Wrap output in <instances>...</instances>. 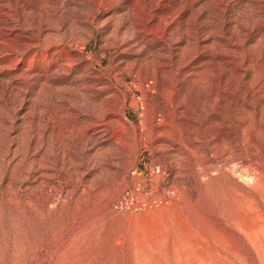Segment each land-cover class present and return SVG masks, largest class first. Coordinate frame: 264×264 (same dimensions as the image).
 Segmentation results:
<instances>
[{
	"label": "rangeland",
	"instance_id": "1",
	"mask_svg": "<svg viewBox=\"0 0 264 264\" xmlns=\"http://www.w3.org/2000/svg\"><path fill=\"white\" fill-rule=\"evenodd\" d=\"M0 37V264H264V0H0Z\"/></svg>",
	"mask_w": 264,
	"mask_h": 264
},
{
	"label": "bare ground",
	"instance_id": "2",
	"mask_svg": "<svg viewBox=\"0 0 264 264\" xmlns=\"http://www.w3.org/2000/svg\"><path fill=\"white\" fill-rule=\"evenodd\" d=\"M144 4V3H143ZM6 11H7V9H6ZM3 13V12H2ZM60 18V17H59ZM76 19V18H75ZM13 20H14V18H13ZM42 20V19H41ZM57 21V20H56ZM80 21V20H79ZM82 21V20H81ZM62 22V21H61ZM64 22V21H63ZM22 23V22H21ZM20 23V24H21ZM58 23V22H57ZM56 23V24H57ZM60 23V22H59ZM65 23V22H64ZM73 23H75V22H73ZM72 23V24H73ZM118 23H121V22H118ZM117 23V24H118ZM127 24V23H126ZM58 25V24H57ZM26 26V25H25ZM79 26V25H78ZM20 27V26H19ZM75 27V26H74ZM121 27V26H120ZM10 28V27H9ZM43 28V27H42ZM50 28V27H49ZM56 28V27H55ZM116 28V27H115ZM124 28H125V26H124ZM40 29V28H39ZM70 29V28H69ZM121 29V28H120ZM2 30V29H1ZM56 29H54V31H55ZM58 30V29H57ZM115 30V29H114ZM4 30H2V32H3ZM39 31V30H38ZM73 31V30H72ZM126 31V30H125ZM124 31V32H125ZM56 32V31H55ZM64 32V31H63ZM68 32V31H67ZM79 32V31H78ZM127 32V31H126ZM125 32V34H127ZM129 32V31H128ZM132 32V31H131ZM54 33V32H53ZM71 33V32H70ZM70 33H69V35L68 34H65V33H61V35L60 36H55L54 38H53V41L52 42H49V43H52L53 45H62V46H65L66 45V42L68 41L67 40V38L68 37H70L71 38V36H70ZM117 33V32H116ZM186 33V32H185ZM5 34V33H4ZM41 34V33H40ZM72 34H75L74 32L72 33ZM78 34V33H77ZM77 34H75V35H77ZM118 34V33H117ZM7 35V34H6ZM5 35V36H6ZM15 35V34H14ZM48 35H49V33H48ZM55 35V34H54ZM129 35V34H128ZM188 35V34H187ZM16 36H18V35H16ZM20 36V35H19ZM31 36V35H30ZM47 36V35H46ZM50 36V35H49ZM120 36V35H119ZM126 36V35H125ZM209 36V35H208ZM12 37V36H11ZM52 37V36H51ZM122 37H123V35H122ZM1 38V37H0ZM27 38V37H26ZM46 38V37H45ZM48 38V37H47ZM73 38V37H72ZM76 38V37H75ZM124 38V37H123ZM127 38V37H126ZM125 38V39H126ZM172 38V37H171ZM199 38V37H198ZM198 38H197V40H198ZM3 39V38H2ZM5 39V38H4ZM120 39V38H119ZM175 39V38H174ZM196 39V38H195ZM79 40V39H78ZM9 41L11 42V43H13V38H10L9 39ZM29 41V40H28ZM27 41V42H28ZM34 41V40H33ZM45 41V40H44ZM73 41V40H72ZM123 41V40H122ZM121 41V42H122ZM228 41V40H227ZM232 41V40H231ZM26 42V43H27ZM71 42V41H70ZM120 42V43H121ZM124 42H126V41H124ZM193 42V41H192ZM194 42H196V41H194ZM241 42V41H240ZM35 43V42H34ZM72 43V42H71ZM127 44V43H126ZM227 44V43H226ZM42 45V44H41ZM195 45V44H194ZM200 45V44H199ZM219 45V44H218ZM30 46H32V43L30 44ZM128 46V45H127ZM188 46V45H187ZM192 46V45H191ZM196 46V45H195ZM207 46V45H206ZM217 46V45H216ZM14 47V46H13ZM21 47V46H20ZM48 47V46H47ZM168 47V46H167ZM174 47V46H173ZM204 47V46H203ZM227 47V46H226ZM39 48V47H38ZM46 48V47H45ZM181 48V47H180ZM195 48V47H194ZM202 48V47H201ZM210 48H212V47H210ZM137 49V48H136ZM182 49V48H181ZM205 49V48H204ZM19 50V49H18ZM135 50V49H134ZM218 50V49H217ZM234 50V49H233ZM33 51H34V49H33ZM157 51V50H156ZM172 51V50H171ZM174 51H176V50H174ZM201 51V50H200ZM211 51V50H210ZM215 51V50H214ZM221 51V50H220ZM231 51V50H230ZM25 52V51H24ZM56 52V51H55ZM197 52V51H196ZM19 53V52H18ZM35 53V52H34ZM54 53V52H53ZM65 53V52H64ZM157 53V52H156ZM159 53V52H158ZM182 53V52H181ZM192 53V52H191ZM211 53V52H210ZM215 53V52H214ZM229 53H231V52H229ZM40 54V53H39ZM220 54V53H219ZM234 54V53H233ZM14 55V54H13ZM45 55V54H44ZM60 55V54H59ZM165 55V54H164ZM169 55V54H168ZM173 55V54H172ZM190 55V54H189ZM203 55V54H202ZM221 55V54H220ZM34 56H35V54H33L32 56H31V59L32 58H34ZM50 56V55H49ZM57 56V55H56ZM211 56V55H210ZM213 56V55H212ZM224 56V55H223ZM226 56V55H225ZM229 56V55H228ZM169 57H170V55H169ZM183 57V56H182ZM214 57V56H213ZM217 57V56H216ZM11 59V58H10ZM49 59V58H48ZM137 59V58H136ZM150 59V58H149ZM191 59V58H190ZM14 60V59H13ZM27 60V59H26ZM181 60V59H180ZM184 60V59H183ZM183 60H182V62H183ZM16 61V60H15ZM30 61L31 60H29L27 63H30ZM150 61V60H149ZM158 61V60H157ZM173 61V60H172ZM200 61H202V60H200ZM204 61V60H203ZM214 61V60H213ZM212 58H210V59H208V60H206L205 62H202L201 64H199V65H201V66H208L209 64H211L212 62ZM18 62V61H17ZM131 62V61H130ZM148 62V61H147ZM179 62H181V61H179ZM220 62V61H219ZM47 63V62H46ZM61 63V62H60ZM166 63H168V61H166ZM178 63V62H177ZM188 63V62H187ZM66 64V63H65ZM133 64V63H132ZM147 64V63H146ZM151 64V63H150ZM180 64V63H179ZM214 64V63H213ZM228 64V63H227ZM152 65V64H151ZM154 65V64H153ZM156 65V64H155ZM154 65V66H155ZM162 65V64H161ZM161 65H159L160 67H161ZM223 65V64H222ZM226 65V64H225ZM229 65V64H228ZM61 66H63V65H61ZM176 66H177V64H176ZM179 66H181V65H179ZM214 66V65H213ZM232 66V65H231ZM158 67V66H157ZM235 67V66H234ZM28 68H30V67H28ZM146 68V67H145ZM57 69V68H56ZM138 69V68H137ZM173 69V68H172ZM214 69V68H213ZM152 70V69H151ZM159 70V69H158ZM161 70V69H160ZM178 70L179 69H175V71L176 72H178ZM211 70V69H210ZM145 71H148V70H145ZM163 71V70H162ZM199 71V70H198ZM198 71H196V72H198ZM213 71V70H212ZM136 72V71H135ZM149 72H150V70H149ZM194 72V71H193ZM202 72V71H201ZM204 72V71H203ZM19 73V72H18ZM52 73V72H51ZM136 73H138V72H136ZM143 73V72H142ZM145 73V72H144ZM155 73V72H154ZM174 73V72H173ZM229 73V72H228ZM140 74V73H139ZM151 74V73H150ZM161 74V73H160ZM163 74V73H162ZM203 74H205V73H203ZM35 75V74H34ZM156 75V74H155ZM186 75V72L184 71V72H182L181 73V75H180V77H183V76H185ZM190 74H188V76H189ZM195 75V74H194ZM208 75V74H207ZM226 75V74H225ZM19 76V75H18ZM21 76H22V74H21ZM28 76V75H27ZM38 76V75H37ZM137 76V75H136ZM140 76V75H139ZM144 76V75H143ZM149 76V75H148ZM165 76V75H164ZM187 76V77H188ZM196 76V75H195ZM205 76H206V74H205ZM211 76V75H210ZM231 76V75H230ZM233 76V75H232ZM231 76V77H232ZM238 76V75H237ZM30 77V76H29ZM95 77V76H94ZM145 77V76H144ZM176 77V76H175ZM208 77V76H207ZM213 77V76H212ZM219 77V76H218ZM229 77V76H228ZM152 78V77H151ZM161 78V77H160ZM159 78V79H160ZM49 79V78H48ZM142 79V78H141ZM180 79V78H179ZM178 79V80H179ZM183 79V78H182ZM209 79V78H208ZM207 80V79H206ZM211 80H213L212 78H211ZM6 81V80H5ZM13 81V80H12ZM142 81V80H141ZM148 81V80H147ZM177 81V80H176ZM209 81V80H208ZM7 82V81H6ZM10 82V81H9ZM108 82V81H107ZM214 82V81H213ZM48 83V82H47ZM97 83V82H96ZM157 83H159V82H157ZM43 84V83H42ZM49 84V83H48ZM107 84V83H106ZM123 84V83H122ZM121 84V85H122ZM206 85H207V83H205ZM221 84V83H220ZM108 85V84H107ZM148 85V84H147ZM203 85V84H202ZM95 86V84L94 85H89V88H91L92 89V87H94ZM112 87H116V84H112L111 85ZM161 86V85H160ZM216 86V85H215ZM13 87V86H12ZM51 87V86H50ZM109 87V86H108ZM154 87L155 86H152V88H150V87H148V88H150V89H154ZM10 88V87H9ZM25 88H27V87H25ZM85 88H86V86H85ZM84 88V89H85ZM95 88V87H94ZM101 88H102V86H101ZM107 88V87H106ZM219 88V87H218ZM15 89V88H14ZM20 89V88H19ZM39 89H40V87H39ZM48 89V88H47ZM57 89V88H56ZM81 89V88H80ZM88 89V88H87ZM90 89V90H91ZM96 89H97V87H96ZM100 89V88H99ZM147 89V88H146ZM173 89V88H172ZM202 89H203V86H202ZM206 89V88H205ZM10 90V89H9ZM22 90V89H21ZM44 90V89H43ZM98 90V89H97ZM115 90V89H114ZM211 90V89H210ZM209 90V91H210ZM11 91V90H10ZM18 91V90H17ZM83 91V90H82ZM118 91H119V95L121 96L120 98H123L124 99V101H125V93H124V90H121V89H118ZM160 91V90H159ZM202 91V90H201ZM203 91H204V89H203ZM44 92V91H43ZM84 92V91H83ZM89 92V91H88ZM96 92V91H95ZM98 92V91H97ZM115 92V91H114ZM113 92V93H114ZM154 92V91H153ZM205 92H206V90H205ZM214 92V91H213ZM11 93V92H10ZM17 93V92H16ZM39 93V92H38ZM149 93V92H148ZM218 93H219V91H218ZM14 94V93H13ZM37 94V93H36ZM94 95V94H93ZM162 95V94H161ZM14 96V95H13ZM112 96V95H111ZM172 96V95H171ZM205 97V96H204ZM219 97V96H218ZM101 98V97H100ZM107 98V97H106ZM111 98V97H110ZM114 98V97H113ZM210 98V97H209ZM14 99V98H13ZM91 99V98H90ZM93 99V98H92ZM108 99V98H107ZM151 99H152V97H151ZM157 99V98H156ZM168 99V98H167ZM102 100V99H101ZM112 100V99H111ZM155 100V99H154ZM170 100V99H169ZM218 100V99H217ZM222 100V99H221ZM13 101V100H12ZM17 101V100H16ZM19 101V100H18ZM56 101V100H55ZM89 101V100H88ZM87 101V102H88ZM94 101V100H93ZM103 101V100H102ZM153 101V100H152ZM158 100H156V102H157ZM178 101H180V100H178ZM182 101V100H181ZM155 102V103H156ZM169 102V101H168ZM12 103V102H11ZM102 103V102H101ZM185 103V102H184ZM210 103V102H209ZM226 103V102H225ZM60 104H62V103H60ZM92 105H94V106H97L98 104H100V102L98 101V102H92L91 103ZM108 104V103H107ZM152 104V103H151ZM158 104H160V102L158 103ZM180 104V103H179ZM228 104V103H227ZM14 105V104H13ZM20 105V104H19ZM57 105V104H56ZM63 105V104H62ZM71 105V104H70ZM113 105V104H112ZM10 106V105H9ZM65 106V105H64ZM100 106V105H99ZM153 106V105H152ZM14 108H15V106H13ZM12 107V108H13ZM17 107V106H16ZM63 107V106H62ZM91 107V106H90ZM101 107V106H100ZM99 107V108H100ZM107 107V106H106ZM111 107V106H110ZM150 107V106H149ZM161 107V106H160ZM159 107V109H161ZM71 108V107H70ZM95 108V107H94ZM102 108V107H101ZM192 108V107H191ZM10 109V108H9ZM31 109V108H30ZM43 109V108H42ZM58 109V108H57ZM105 109V108H104ZM111 109V108H110ZM65 110V109H64ZM68 110V109H67ZM106 110V109H105ZM152 110V109H151ZM11 111V110H10ZM31 111V110H30ZM61 111V110H60ZM63 111V110H62ZM71 111V110H70ZM100 111V110H99ZM5 112V111H4ZM12 112V111H11ZM64 112V111H63ZM62 112V113H63ZM67 112V111H66ZM97 112V111H96ZM106 112V111H105ZM114 112V111H113ZM41 113V112H40ZM65 113V112H64ZM16 114V113H15ZM104 114V113H103ZM25 115V114H24ZM59 115V114H58ZM64 115H66V114H64ZM68 115V114H67ZM94 115V114H93ZM14 116V115H13ZM120 116L122 117V110H121V113H120ZM8 117V116H7ZM61 117V116H60ZM99 117H101V116H99ZM103 117V116H102ZM108 117V116H107ZM165 117V116H164ZM189 117V116H188ZM68 118V117H67ZM117 118H118V116H117ZM187 118V117H186ZM61 119V118H60ZM99 119V118H98ZM164 119V118H163ZM101 120V119H100ZM105 120V119H104ZM169 120V119H168ZM11 121V120H10ZM14 121V120H13ZM59 121V120H58ZM106 121V120H105ZM171 121V120H170ZM6 122H7V120H6ZM29 122V121H28ZM27 122V123H28ZM94 122V121H93ZM102 122V121H101ZM114 122V121H113ZM103 123V122H102ZM166 123V122H165ZM168 123V122H167ZM1 124V123H0ZM106 124H108L109 125V120H108V122L106 123ZM16 125V124H15ZM62 125V124H61ZM99 125V123L97 122V123H93V126H98ZM114 125V124H113ZM132 125V124H131ZM1 126V125H0ZM42 126H44V125H42ZM65 126V125H64ZM112 126V125H111ZM12 127H13V124L12 125H10L9 127H8V131H11V129H12ZM16 127V126H15ZM27 127V126H26ZM31 127V126H30ZM121 127V126H120ZM141 127H142V125H141ZM144 127V126H143ZM2 128V127H1ZM4 128V127H3ZM23 128V127H22ZM41 128V127H40ZM46 127H44V129H45ZM65 128V127H64ZM108 128H110V127H108ZM5 129V128H4ZM26 129V128H25ZM86 129V128H85ZM103 129V128H102ZM133 129L134 130H136V127L135 126H133ZM132 129V130H133ZM2 130V129H1ZM0 130V131H1ZM23 130H24V128H23ZM31 130V129H30ZM19 131V130H18ZM22 131V130H21ZM102 131H104V130H102ZM113 131V130H112ZM119 131V130H118ZM127 131V130H126ZM131 131V130H130ZM2 132V131H1ZM132 132V131H131ZM31 133V132H30ZM39 133V132H38ZM42 133V132H41ZM53 133V132H52ZM114 133V132H113ZM40 134V133H39ZM51 134V133H50ZM50 134H48V135H50ZM61 134V133H60ZM83 134V133H82ZM105 134V133H104ZM138 134V133H137ZM137 134H135L136 136H137ZM5 135V134H4ZM25 135V134H24ZM27 135V134H26ZM43 135V134H42ZM102 135H103V133H102ZM132 135V134H131ZM28 136V135H27ZM30 136V135H29ZM35 136V135H34ZM62 136V135H61ZM64 136V135H63ZM122 136V135H121ZM33 137V136H32ZM50 136H48V138H49ZM65 137H67V136H65ZM64 137V138H65ZM68 137H69V135H68ZM98 137V136H97ZM3 138V137H2ZM7 138V137H6ZM16 138V136H11L10 137V140H11V143L14 141V139ZM63 138V139H64ZM92 138V137H91ZM112 138V137H111ZM118 138V137H117ZM25 139V138H24ZM55 139V138H54ZM115 139V138H114ZM47 140V139H46ZM117 140V139H116ZM18 141V140H17ZM9 142V141H8ZM21 142V141H20ZM38 142V141H37ZM62 142V141H61ZM116 142V141H115ZM134 142V141H133ZM1 143V142H0ZM4 143V142H3ZM7 143V142H6ZM11 143H9V147L11 146ZM28 143V142H27ZM49 143V142H48ZM52 143V142H51ZM55 143V142H54ZM17 144V143H16ZM59 144V143H58ZM114 144V143H113ZM30 145V144H29ZM37 145V144H36ZM115 145V144H114ZM2 146V145H1ZM47 146V145H46ZM50 146H51V144H50ZM25 147V146H24ZM32 147V146H31ZM52 147V146H51ZM1 148V147H0ZM16 148V147H15ZM34 148V147H33ZM38 148H40V147H38ZM53 148V147H52ZM59 148V147H58ZM123 148H124V146H123ZM36 149V148H35ZM61 149V148H60ZM45 150V149H44ZM55 150H57V149H55ZM115 150H117V149H115ZM120 150V149H119ZM124 150V149H123ZM122 150V151H123ZM15 152L14 150H7L6 152H5V155H7L8 153H10V152ZM23 151H25V149L23 150ZM27 151H28V149H27ZM30 151V150H29ZM36 151V150H35ZM4 152V151H3ZM20 152H22L21 150H20ZM31 152V151H30ZM47 152V151H46ZM65 152V151H64ZM115 153V152H114ZM124 153H125V151H124ZM4 154V153H3ZM20 154V153H19ZM33 154V153H32ZM45 154V153H44ZM61 154V153H60ZM118 154H120V153H118ZM30 155V154H29ZM54 155V154H53ZM116 155V154H115ZM2 156V155H1ZM0 156V157H1ZM4 156V155H3ZM43 156V155H42ZM45 156H46V154H45ZM111 156V155H110ZM121 156V155H120ZM19 157V156H18ZM63 157V156H62ZM2 158V157H1ZM108 158V157H107ZM125 158V157H124ZM123 158V159H124ZM7 159V158H6ZM110 159V158H109ZM115 159V158H114ZM24 160V159H23ZM57 160H59V159H57ZM119 160V159H118ZM7 161V160H6ZM12 161V159L11 158H9L8 159V164L10 163ZM45 161V160H44ZM61 161V160H60ZM110 161V160H109ZM2 162V161H1ZM23 162V161H22ZM28 162H31V161H28ZM55 162V161H54ZM115 161H113V163H114ZM122 162V161H121ZM19 164H20V162H19ZM29 164V163H28ZM49 164V163H48ZM53 164V163H52ZM115 164V163H114ZM4 165V164H3ZM14 165V164H13ZM20 165H22V164H20ZM43 165V164H42ZM41 165V166H42ZM33 166V165H32ZM50 166V165H49ZM55 166V165H54ZM13 167V166H12ZM16 167V166H15ZM23 167V166H22ZM116 167V166H115ZM3 168V167H2ZM46 168V167H45ZM44 168V169H45ZM1 169V168H0ZM4 169V168H3ZM11 170V169H10ZM5 171V170H4ZM16 171V170H15ZM14 171V172H15ZM10 172H12V171H10ZM43 172V171H42ZM9 173V172H8ZM16 173V172H15ZM18 173H21V172H18ZM1 174H2V171H1ZM10 175V174H9ZM16 176V175H15ZM22 176V175H21ZM52 176V175H51ZM12 177H13V175H12ZM11 177V178H12ZM18 177V176H17ZM28 177V176H27ZM16 178V177H15ZM20 178V177H19ZM19 178H18V181H19ZM7 179V178H6ZM26 179V178H25ZM13 180V179H12ZM28 180H30V179H28ZM45 180V179H44ZM16 181V180H15ZM40 181V180H39ZM9 182V181H8ZM42 183V182H41ZM11 184H12V182H11ZM18 185V184H17ZM38 186V185H37ZM44 186V185H43ZM17 187V186H16ZM35 187V186H34ZM37 188V187H36ZM20 188L19 187H17V188H13L12 186H8V193L10 194V197H9V199H7L9 202H11V203H13V198H12V195L13 194H16V192L19 190ZM38 189V188H37ZM4 190V189H3ZM36 190V189H35ZM22 191V190H21ZM5 192H6V190H5ZM21 193V192H20ZM2 195V194H1ZM0 195V196H1ZM51 195V194H50ZM14 196V195H13ZM47 199V198H46ZM17 201H19V200H17ZM16 201V202H17ZM3 203H4V201H3ZM28 203V202H27Z\"/></svg>",
	"mask_w": 264,
	"mask_h": 264
}]
</instances>
